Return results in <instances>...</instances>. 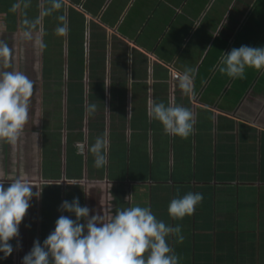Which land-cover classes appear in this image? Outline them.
I'll use <instances>...</instances> for the list:
<instances>
[{
    "label": "crops",
    "instance_id": "crops-1",
    "mask_svg": "<svg viewBox=\"0 0 264 264\" xmlns=\"http://www.w3.org/2000/svg\"><path fill=\"white\" fill-rule=\"evenodd\" d=\"M111 1L63 0L59 11L40 17L42 7L51 6L48 0H0V41L11 53L8 60L0 59V71L18 70L38 80L32 115L19 140L0 141V179L7 187V181L22 177L36 186L33 192L42 189L39 198L30 201L19 236L9 242L13 252L7 257L0 252V264H22L40 234L43 199H59L62 193L65 201L69 188L67 201L80 189L79 204L90 209L89 217L97 214L107 221L117 209L140 206L150 207L167 225H179L183 242L167 238L179 264H264V95L252 83L258 73H250L248 84H237L245 88L236 90L234 80L218 70L220 57L235 45L236 34L220 36L221 19L210 37L196 41L195 27L182 37L180 27L186 29L199 19L197 10L182 14L189 0H154V9L147 1L141 5L140 26L132 21L123 28V19L137 0L121 1L110 12ZM242 1H223L228 11L231 6L246 10L232 30L245 22L254 3ZM146 6L147 16L142 10ZM152 13L159 14V35L154 34L155 27L148 28ZM107 14L110 18L102 21ZM60 15L67 17V35L55 31ZM180 17L174 45L164 43ZM25 18L41 19L37 28L47 33L42 53L21 35ZM202 45L200 54L195 53ZM187 68L197 70L195 96L184 95L178 79H173ZM150 99L191 109L196 117L193 134L187 139L166 134L148 115ZM85 101L87 107L96 104L97 110L89 119L77 121L75 110L80 105V111ZM102 135L110 147L108 163L98 169L89 148ZM79 144L85 146L82 154L77 152ZM48 151H61L60 157L48 156ZM68 153L81 161L66 168ZM58 163L65 166L60 173L54 168ZM189 192L203 194L194 214L180 220L170 217V201ZM50 214L56 217V212ZM61 215L76 219L68 212Z\"/></svg>",
    "mask_w": 264,
    "mask_h": 264
},
{
    "label": "clouds",
    "instance_id": "clouds-1",
    "mask_svg": "<svg viewBox=\"0 0 264 264\" xmlns=\"http://www.w3.org/2000/svg\"><path fill=\"white\" fill-rule=\"evenodd\" d=\"M48 2L51 6L42 7L40 17L52 15L63 4V0ZM57 19L60 23L55 31L59 35H67V17L60 15ZM39 24L40 18H25L21 35L26 41H34L42 53L46 48L44 36L47 33L43 27L37 28ZM10 55L7 43L0 41V59L8 60ZM246 68L264 70V47L242 45L220 57L218 70L230 78L243 79ZM196 72L194 68H187L178 74L179 88L184 95L195 96ZM33 94L34 82L23 72L0 71V141L15 144L19 140L29 120ZM96 110V104H90L87 108L90 116ZM148 115L173 137L187 139L194 132L195 114L174 101L166 105L150 99ZM109 147V140L103 135L98 136L90 146L96 168H103L108 163ZM7 182L8 186L5 187V181L0 179V252L4 257L14 250L9 242L19 236V225L31 206L30 201L34 197L39 198L42 191L33 192L36 186L22 177H14ZM202 200V193L192 192L173 198L168 205V214L173 219H183L194 214ZM58 210L74 214L76 219L59 216L54 230L43 244L39 240L33 241L22 264H179L180 258L167 238L174 236L177 242H183L181 227L170 226L157 219L150 207L117 209L107 221H101L97 214L89 217L90 209L81 206L78 198H73L71 202L63 201ZM81 220L85 223H80Z\"/></svg>",
    "mask_w": 264,
    "mask_h": 264
},
{
    "label": "rangeland",
    "instance_id": "rangeland-1",
    "mask_svg": "<svg viewBox=\"0 0 264 264\" xmlns=\"http://www.w3.org/2000/svg\"><path fill=\"white\" fill-rule=\"evenodd\" d=\"M121 1L125 2L126 0H112L109 3V5H108V7L110 6L109 11L111 12L114 8H116L118 6V4H121ZM147 1H148V4H149V7H152L153 9L157 8V6H156L157 2H155L154 0H137V1H135L132 4V7L130 8L129 12L127 13V16L123 19V23H124L123 28H127L129 26L130 22H132V21H133V24L139 23V20L142 19V17H140V16H142V15H140L142 13V12L140 13L141 5L143 4L142 7H144V5L147 3ZM166 1H168V0H166ZM203 1H206V0H189V1H187L186 6H184L183 13H182L183 15H186V14L192 15L197 10V13L199 14L198 15L199 19L197 21H194V22H199V24L197 26L194 22H189L188 23V27H186V29H182V27H180L181 30H183L182 31V37H188L190 32L192 30H194V27L196 29H195V33L193 32V36H194V39L196 41L198 39H200V37H210L212 35V31L216 30V27H217V25H218V23L220 22L221 19L223 21V25L219 29L218 34H220V36H225L226 34H229V33H230V35H232L233 34V31H231L232 28L234 26H237L241 22L240 21V17L242 16V14H244L246 12V10L240 9L239 6H236L235 8H233V6H231L230 10L228 11L227 10V6L224 4L223 1H231V0H210L207 4H204ZM238 3L242 4L241 1H238ZM205 5H207V6L204 9H201ZM119 6H121V5H119ZM119 6L116 9H118ZM149 7L146 6L145 9L142 8V10H144V12H145V16L149 15ZM198 8L201 9L200 12H199ZM246 8H247V6H246ZM190 9H192V10L190 11ZM158 15H159L158 13H152L150 15V17H152V19L149 21V24H148V28H149V25H150V27H155V31H154L155 35H159V34L162 33V31H161L162 28L158 27V25H156ZM145 16H143L144 19H145ZM176 17L179 18L178 15H176ZM108 18H110V16L107 14L102 19V21H105ZM177 21L178 22L170 29V32L168 33L167 37L165 38L166 40H165L164 43H168L169 42L172 45H174L173 44V40H175V38H174L173 35L174 34H179L178 31H177V26H180L179 24L182 23L181 17H180V20H177ZM251 23H253V22L251 21ZM192 25H193V28H192ZM250 25L251 24H249V26ZM139 26H140V23H139ZM147 30L148 29L146 28V29L142 30V32L145 33ZM221 30H222V32L220 33ZM238 30L239 29H235V32H237ZM251 31H253V29H250L249 27H246V28L242 29V32H244L245 34H247L248 32L251 33ZM258 34H259V32L256 31L254 36H256V38L259 40ZM141 37H143V36H141ZM258 40H255L250 45L249 42H251V40H249V42L248 41L242 42V37L241 38L237 37V40L235 41V45L231 44L230 49L227 52H229L233 48H239L242 45H246L247 43H249V45L251 47H255L253 44L255 42H257ZM203 46L204 45L198 46L197 50H195V53L200 54V48H203ZM192 47H193V45H192ZM203 51L204 50L202 49L201 53ZM212 51L214 52V49ZM213 56H214V53H211V55L208 57V59L206 61L205 67H207V68L211 67V64L208 65L207 62L212 61L211 59H212ZM212 64H213V62H212ZM201 71H202V69H201ZM252 72L258 73L255 81L253 80V82H252V83L256 82V84H258V86L255 87L256 91L259 94H263L264 95V70H259V71L255 70L254 71V69H252V68H246L245 76H244L243 79H233L232 78L234 80L233 84L235 86L233 89L237 90V89L242 88V87L245 88V86H237V84L238 83L248 84L249 83L248 80L250 78V73H252ZM260 73H261V75L259 77ZM30 79L33 82L34 81H38L37 79H32V78H30ZM246 88L248 89V87H246ZM78 97L76 99H78ZM71 101H72V99H71ZM32 103H33V101H31L30 109H31ZM86 104H87V102L85 101V104H84L83 108L81 107L80 111H79L80 105H77V108L75 110V116L78 117L77 121L83 122L84 119H86V118L89 119L90 115L87 112V108L88 107L86 106ZM70 105H71V102H70ZM71 112L72 111H71V107H70V113ZM29 115H32V112L30 110H29ZM66 144H68L67 141H66ZM67 151H70V150H67ZM50 152L49 151L47 152L48 156L51 155L52 157L55 158L57 153H58V155L60 157V152L61 151H50ZM64 152H66V151H62V155L63 156L66 154V153L64 154ZM77 152H78V154H80L79 151H77ZM78 161H81L80 157L74 156L73 153H70V154L68 153L66 168L69 165H72V164L76 165L78 163ZM63 164L62 163L55 164L54 168L55 169H59L58 171L60 173V171H63V169L65 168V166H63ZM53 190L54 191H58L57 188H53ZM67 191H68L67 192V200H69L70 199V188L67 189ZM80 192H81V190L76 188V192L74 194V198H78V200L81 202L82 201V195H79ZM62 201H63L62 200V193H61L59 199H54V200L43 199V201H42V212H41V215L43 216V219H42V226L40 227V234H39V237H38V240H39V242L41 244H43V241L54 230L55 221L59 218V214H62V212H63V211H59L58 210L60 204L62 203ZM52 212H56V217H55V215H51L50 214ZM81 222L82 221H80V223Z\"/></svg>",
    "mask_w": 264,
    "mask_h": 264
},
{
    "label": "trees",
    "instance_id": "trees-1",
    "mask_svg": "<svg viewBox=\"0 0 264 264\" xmlns=\"http://www.w3.org/2000/svg\"><path fill=\"white\" fill-rule=\"evenodd\" d=\"M238 1L243 2L242 0H237V3ZM253 2L254 3L251 7V10L246 16L245 22L241 24L239 30L236 33L235 30H231V31H233V34H236V37L246 38L248 36L250 38L249 40H251V42H249L250 45L255 40H258L256 36H254L256 31H258L259 40L255 42L253 45L255 47H259V46L264 47V0H253ZM244 14H242V16ZM251 21L253 23H251ZM249 24L251 25L249 26ZM245 26L249 27L250 29H253V31H251V33L248 32L247 34H245L244 32H242V29L246 28ZM249 43H247L246 45L250 46Z\"/></svg>",
    "mask_w": 264,
    "mask_h": 264
},
{
    "label": "built area",
    "instance_id": "built-area-1",
    "mask_svg": "<svg viewBox=\"0 0 264 264\" xmlns=\"http://www.w3.org/2000/svg\"><path fill=\"white\" fill-rule=\"evenodd\" d=\"M173 79H174V80H177V79H178V74L173 75ZM84 148H85L84 144H79V145H78V151H79L80 153H83Z\"/></svg>",
    "mask_w": 264,
    "mask_h": 264
}]
</instances>
